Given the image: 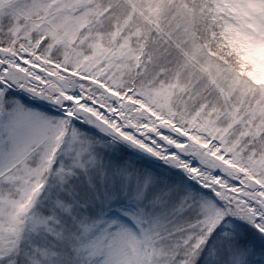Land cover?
<instances>
[{
  "label": "snow or ice",
  "instance_id": "1",
  "mask_svg": "<svg viewBox=\"0 0 264 264\" xmlns=\"http://www.w3.org/2000/svg\"><path fill=\"white\" fill-rule=\"evenodd\" d=\"M0 264H264V0H0Z\"/></svg>",
  "mask_w": 264,
  "mask_h": 264
}]
</instances>
